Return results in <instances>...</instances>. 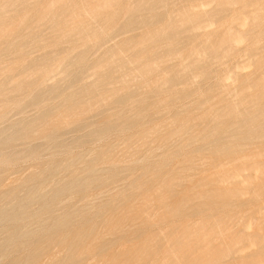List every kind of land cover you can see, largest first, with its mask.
<instances>
[{"label": "rangeland", "instance_id": "1", "mask_svg": "<svg viewBox=\"0 0 264 264\" xmlns=\"http://www.w3.org/2000/svg\"><path fill=\"white\" fill-rule=\"evenodd\" d=\"M0 264H264V0H0Z\"/></svg>", "mask_w": 264, "mask_h": 264}, {"label": "bare ground", "instance_id": "2", "mask_svg": "<svg viewBox=\"0 0 264 264\" xmlns=\"http://www.w3.org/2000/svg\"><path fill=\"white\" fill-rule=\"evenodd\" d=\"M8 7V6H7ZM5 11V10H4ZM3 15V14H2ZM236 31V30H235ZM237 32V31H236ZM165 37V36H164ZM170 38V37H169ZM142 40V39H141ZM217 47V46H216ZM214 49V48H213ZM250 78V77H249ZM240 90V89H239ZM226 96V95H225ZM230 106V105H229ZM178 213V212H177Z\"/></svg>", "mask_w": 264, "mask_h": 264}]
</instances>
